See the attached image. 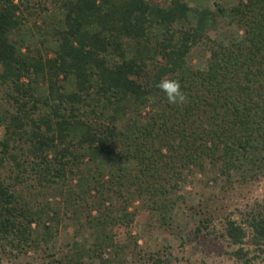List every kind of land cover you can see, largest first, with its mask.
Instances as JSON below:
<instances>
[{
  "label": "trees",
  "instance_id": "obj_1",
  "mask_svg": "<svg viewBox=\"0 0 264 264\" xmlns=\"http://www.w3.org/2000/svg\"><path fill=\"white\" fill-rule=\"evenodd\" d=\"M53 5L61 17L42 54L23 51V0H0V261L48 249L68 222L88 237L50 264H110L132 253L113 230L140 207L164 231L183 229V246L213 237L236 263H264L263 205L240 219H219L212 203L189 207V230L177 211L187 175L225 193L264 176V0ZM195 47L208 54L204 68L189 60ZM162 79L179 82L184 103L169 104ZM166 248L147 263L172 264Z\"/></svg>",
  "mask_w": 264,
  "mask_h": 264
},
{
  "label": "rangeland",
  "instance_id": "obj_2",
  "mask_svg": "<svg viewBox=\"0 0 264 264\" xmlns=\"http://www.w3.org/2000/svg\"><path fill=\"white\" fill-rule=\"evenodd\" d=\"M154 1L167 5L171 0ZM182 1L192 8L207 9H213L214 3L225 6L234 4V0ZM23 3L27 6V9L22 13L24 20L22 26L23 51L26 48L32 51L36 48L41 50L42 54H45L46 51L48 52L54 47V42L51 41L53 35L52 24L58 20L57 18L61 17L58 9L53 5V0H28V2L23 0ZM210 36L212 39L221 38L220 35L213 32L210 33ZM51 54L48 53V56H51ZM128 56H132V53H129ZM207 56L208 54L202 47H195L189 56V60L195 67L204 68ZM2 133L3 129L1 128L0 138ZM223 186V183L219 181L212 183L199 174L187 175L178 192L181 197L177 210L179 212V222L183 224L188 222L187 230L192 228L193 221L186 217L189 207L196 208L203 206L205 203L218 206L221 210L218 214L219 219L230 213L240 219V213L256 203L264 206V176L253 185L233 193H225ZM216 229H221L220 221L216 224ZM182 230L177 233L164 231L158 226L154 216H151L145 209L138 207L134 221L128 229L118 225L113 230L115 242L127 246L132 253H125L119 259L112 260L110 264H148L149 251H166V247H170L172 264H238L228 255L232 249L213 237H190L189 243L183 246L178 237ZM79 231L80 228L75 224L62 223L58 237L49 245L48 249L35 250L26 255H21L17 259L3 258L0 264H50L51 260L47 258L49 254L60 257L68 250V244L77 240L76 236H80L79 242H83L82 238L88 237V234L79 233ZM134 241H136V245H134ZM104 258H107V255ZM94 264L101 263L94 262Z\"/></svg>",
  "mask_w": 264,
  "mask_h": 264
},
{
  "label": "clouds",
  "instance_id": "obj_3",
  "mask_svg": "<svg viewBox=\"0 0 264 264\" xmlns=\"http://www.w3.org/2000/svg\"><path fill=\"white\" fill-rule=\"evenodd\" d=\"M165 95L169 104H182L186 100L181 86L176 80H160L156 85Z\"/></svg>",
  "mask_w": 264,
  "mask_h": 264
}]
</instances>
